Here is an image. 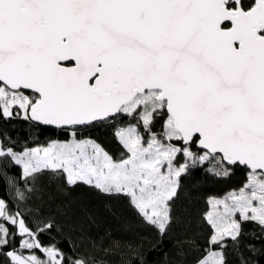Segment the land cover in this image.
Instances as JSON below:
<instances>
[{
    "label": "snow or ice",
    "instance_id": "snow-or-ice-1",
    "mask_svg": "<svg viewBox=\"0 0 264 264\" xmlns=\"http://www.w3.org/2000/svg\"><path fill=\"white\" fill-rule=\"evenodd\" d=\"M122 116L135 123L114 132L119 158L78 135ZM14 117L68 134L21 151L0 142V180L18 202L51 171L69 188L125 194L161 238L182 174L205 162L217 176L248 169L205 215L209 250L197 264H227L225 238L236 241L243 222L264 228V0H0V119ZM10 207L0 198V249L19 236L32 253L8 251L11 264H95L40 240L60 230L54 220L33 228ZM129 258L146 264L142 250Z\"/></svg>",
    "mask_w": 264,
    "mask_h": 264
},
{
    "label": "trees",
    "instance_id": "trees-1",
    "mask_svg": "<svg viewBox=\"0 0 264 264\" xmlns=\"http://www.w3.org/2000/svg\"><path fill=\"white\" fill-rule=\"evenodd\" d=\"M128 123L135 120L122 116L103 125L79 128L78 135L95 140L119 158L123 149L114 132ZM162 124L163 121L157 119L153 131L161 132ZM67 136L64 129L35 126L22 118L0 119V142L15 151L25 146H43L54 139L64 140ZM193 151L198 149L193 146ZM178 161L182 163L183 156H179ZM6 164L7 161L0 158V175ZM210 169L213 163L205 162L181 175L169 205L171 223L162 238L142 219L125 194H106L83 183L69 188L62 177L47 170L37 176L35 192L27 201L18 202L14 188L3 180H0V198L11 206V212L21 211L33 228L41 220L55 221L59 231L54 228L51 233L40 235L45 245L54 237L66 254L94 258L95 264H100L101 260L103 264H131L129 253L133 250H142L146 264H197L209 250L207 239L211 230L205 215L210 210L211 198L239 189L248 175V169L238 165L226 176H217ZM19 171L18 167L9 166L7 175L15 177ZM19 240V236L14 240L10 238L9 245L0 249V264H11V258L5 255L10 250L30 253L19 247ZM225 243L223 253L227 264H264V228L258 223L243 222L238 239L225 238ZM35 255L43 256L38 250Z\"/></svg>",
    "mask_w": 264,
    "mask_h": 264
},
{
    "label": "rangeland",
    "instance_id": "rangeland-1",
    "mask_svg": "<svg viewBox=\"0 0 264 264\" xmlns=\"http://www.w3.org/2000/svg\"><path fill=\"white\" fill-rule=\"evenodd\" d=\"M37 147V146H36ZM238 190V189H237ZM233 191H235V190H233ZM233 191H230V192H228L227 194H225L224 196H221V197H213V198H211V206H210V210L208 211V212H210V211H215L216 209H215V201L217 200V199H224L229 193H231V192H233ZM22 254V253H21ZM31 253H29V254H23V255H25V256H28V255H30ZM37 256H39V255H37ZM41 258H43V256H40Z\"/></svg>",
    "mask_w": 264,
    "mask_h": 264
},
{
    "label": "water",
    "instance_id": "water-1",
    "mask_svg": "<svg viewBox=\"0 0 264 264\" xmlns=\"http://www.w3.org/2000/svg\"><path fill=\"white\" fill-rule=\"evenodd\" d=\"M48 127L56 128V127H54V126H48ZM58 129H60V128H58Z\"/></svg>",
    "mask_w": 264,
    "mask_h": 264
}]
</instances>
